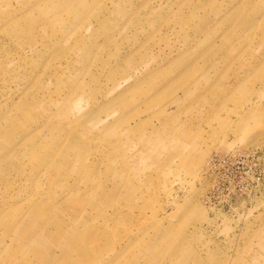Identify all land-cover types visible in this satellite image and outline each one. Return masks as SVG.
<instances>
[{"label": "rangeland", "instance_id": "obj_1", "mask_svg": "<svg viewBox=\"0 0 264 264\" xmlns=\"http://www.w3.org/2000/svg\"><path fill=\"white\" fill-rule=\"evenodd\" d=\"M0 264H264V0H0Z\"/></svg>", "mask_w": 264, "mask_h": 264}, {"label": "built area", "instance_id": "obj_2", "mask_svg": "<svg viewBox=\"0 0 264 264\" xmlns=\"http://www.w3.org/2000/svg\"><path fill=\"white\" fill-rule=\"evenodd\" d=\"M236 160H237L236 156H229V157H225L224 163H228L231 161V165H232ZM235 188H236L235 186L224 187L222 185V191L225 193V199L223 201V204L227 205L230 201H232L234 198L237 197L236 194H238V192L240 191L235 192Z\"/></svg>", "mask_w": 264, "mask_h": 264}, {"label": "bare ground", "instance_id": "obj_3", "mask_svg": "<svg viewBox=\"0 0 264 264\" xmlns=\"http://www.w3.org/2000/svg\"><path fill=\"white\" fill-rule=\"evenodd\" d=\"M249 135V134H248ZM248 137V136H247ZM242 138V137H241ZM247 139V138H246Z\"/></svg>", "mask_w": 264, "mask_h": 264}]
</instances>
